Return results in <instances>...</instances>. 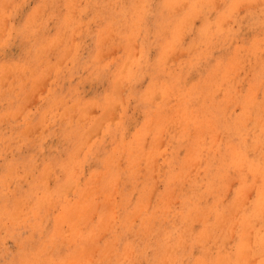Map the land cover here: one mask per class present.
<instances>
[{
	"label": "rangeland",
	"instance_id": "1",
	"mask_svg": "<svg viewBox=\"0 0 264 264\" xmlns=\"http://www.w3.org/2000/svg\"><path fill=\"white\" fill-rule=\"evenodd\" d=\"M263 112L264 0H0V264H264Z\"/></svg>",
	"mask_w": 264,
	"mask_h": 264
},
{
	"label": "bare ground",
	"instance_id": "2",
	"mask_svg": "<svg viewBox=\"0 0 264 264\" xmlns=\"http://www.w3.org/2000/svg\"><path fill=\"white\" fill-rule=\"evenodd\" d=\"M128 74H129V73H128ZM130 76H131V75H130ZM130 76H129V77H130ZM247 98H248V97H247ZM245 99H246V98H245ZM248 100H249V99H248ZM253 100H254V99H253ZM245 101H246V100H245ZM245 101H244V102H245ZM255 101H256V100H255ZM253 102H254V101H253ZM249 103H250V102L248 101V104H249ZM251 103H252V102H251ZM255 103H257V102H255ZM246 104H247V103H246ZM246 104H245V105H246ZM250 105H251V104H250ZM251 106H253V105H251ZM255 106H256V105H254V107H255ZM246 107H247V106H246ZM248 108H249V107H248ZM258 108H259V107H258ZM258 108H257V109H258ZM233 110H234V109H233ZM244 111H245V110H244ZM256 112H257V111H256ZM260 112H262V111L260 110ZM243 113H244V115H245V112H243ZM253 113H254V111H253ZM257 113H258V116L262 115V114H259V112H257ZM263 113H264V112H263ZM248 114H249V112H248ZM252 115H253V114H252ZM236 116H237V115H236ZM246 116H247V115H246ZM248 116H249V115H248ZM255 116H256V114H255ZM242 117H243V116H242ZM243 118H244V117H243ZM243 118H242V119H243ZM251 118H252V117H251ZM253 118H254V117H253ZM256 118H257V117H256ZM262 118H263V117H262ZM239 119H240V118H239ZM244 119H245V118H244ZM249 119H250V118H249ZM247 120H248V117H247ZM252 120H253V119H252ZM235 121H236V120H235ZM235 121H234V124H235ZM239 121H240V120H239ZM254 122H255V121H254ZM238 123H239V122H238ZM258 123H259V122H258ZM240 124H241V123H240ZM242 124H243V123H242ZM245 124H246V123H245ZM251 124H252V123H251ZM255 124H256V122L254 123V125H255ZM260 125H261V123H260ZM225 126H226V125H225ZM263 126H264V125H263ZM263 126H262V128H264ZM238 128H239V127H238ZM241 128H242V127H241ZM254 128H255V127H254ZM243 130H244V129H243ZM253 130H254V129H253ZM238 131H240V129H239ZM244 131H245V130H244ZM262 131H263V130H262ZM262 131H261V132H262ZM242 133H243V131H242ZM257 133H258V132H257ZM222 134H223V133H222ZM224 134H225V133H224ZM255 135H256V134H255ZM255 135H254V136H255ZM226 136H227V135H226ZM226 136H225V137H226ZM238 136H239V135H238ZM251 136H252V135H251ZM245 137H246V135H245ZM262 138H263V137H262ZM250 139H251V138H250ZM258 139H259V138H258ZM219 140H220V139H219ZM254 141H256V140H254ZM259 141H260V140H258L257 142H259ZM225 142H226V141H225ZM230 142H231V141H230ZM262 142H263V141H262ZM255 143H256V142H255ZM255 143L253 142L252 145H254ZM256 144H257V143H256ZM258 144H259V143H258ZM217 145H218V144H217ZM244 145H245V144H244ZM249 145H250V144H249ZM239 146H240V145H239ZM256 146H257V145H256ZM260 146H261V144H260ZM217 147H218V146H217ZM220 147H221V146H220ZM233 148H234V147H233ZM255 148H256V147H255ZM217 149H218V148H217ZM235 149H236V148H235ZM235 149H234V150H235ZM212 150H213V149H212ZM214 151H215V150H214ZM214 151H213V152H214ZM236 152H237V151H236ZM251 152H252V151H251ZM219 153H220V152H219ZM221 153H222V152H221ZM234 153H235V152H234ZM224 155H225V154H224ZM230 155H231V154H230ZM233 155H234V154H233ZM240 155H241V154H240ZM240 155H239V156H240ZM262 155H263V154H262ZM252 157H253V156H252ZM257 157H258V156H257ZM239 158H240V157H239ZM244 158H245V157H244ZM245 159H246V158H245ZM251 159H252V158H251ZM253 159H254V158H253ZM253 159H252V160H253ZM238 160H239V159H238ZM247 160H249V159H247ZM256 160H257V159H256ZM263 160H264V159H263ZM224 161H225V160H224ZM228 161H229V160H228ZM234 161H236V160H234ZM262 162H263V161H262ZM232 163H233V162H232ZM240 163L242 164V162H240ZM247 163H248V162H247ZM250 163H251V162H250ZM233 164H235V163H233ZM235 165H236V164H235ZM235 165H234V167H235ZM237 165H238V164H237ZM246 165H247V164H246ZM249 165H250V164H249ZM249 165H248V166H249ZM254 165H255V164H254ZM259 166H260V165H259ZM239 167L241 168V166H239ZM254 168H255V166H254ZM256 168H258V167H256ZM259 168H260V167H259ZM225 169H226V168H225ZM260 170H261V169H260ZM262 170H263V169H262ZM250 172H251V170H250ZM254 172H255V170H254ZM256 172H257V171H256ZM259 172H260V171H259ZM262 172H263V171H262ZM246 175H247V174H246ZM217 176H219V175H217ZM261 176H262V175H261ZM218 178H219V177H218ZM218 178H217V180H218ZM256 178H257V177H256ZM254 182H255V181H254ZM263 182H264V181H263ZM263 182H262V183H263ZM212 185H213V184H212ZM218 186H219V185H218ZM222 186H223V185H222ZM213 189H214V188H213ZM254 189L256 190V188H254ZM260 190H261V189H260ZM216 191H217V190H216ZM259 192H260V191H259ZM209 193H211V190H210ZM214 194H215V193H214ZM245 194H246V193H244V195H245ZM254 194H255V193H254ZM237 195H238V193H237ZM239 195H240V194H239ZM240 197H241V196H240ZM244 197H246V195H245ZM247 197H248V195H247ZM235 198H236V197H235ZM237 199H238V197H237ZM246 199H247V198H245L244 200L242 199L243 202H244ZM242 200H241L240 202H242ZM247 200H248V199H247ZM252 200H254V199H252ZM236 201H237V200H236ZM238 202H239V201H238ZM240 202H239V203H240ZM249 202H250V201H249ZM250 203H251V202H250ZM261 203H262V202H261ZM233 204H234V203H233ZM237 204H238V203H237ZM240 204H241V203H240ZM240 204H239V205H240ZM244 204H245V203H244ZM258 205H259V204H258ZM236 206H237V205H236ZM246 206H247V205H246ZM233 207H234V206H233ZM239 207H241V206H239ZM239 207H238L237 209H239ZM244 207H245V206H243V208H244ZM262 207H263V206H262ZM249 208H250V207H249ZM210 209H211V206H210ZM194 210H195V209H194ZM255 210H258V209L255 208ZM247 212H248V211H247ZM252 212H253V211H252ZM254 212H255V211H254ZM256 212H257V211H256ZM196 213H197V212H196ZM226 213H227V212H226ZM242 213H243V212H242ZM249 214H250V213H249ZM186 216H188V215H186ZM199 216H200V215H199ZM238 216H239V215H238ZM240 216H241V215H240ZM240 216H239V217H240ZM242 216H244V215H242ZM253 216H254V215H253ZM193 218H194V216H193ZM231 218H232V217H231ZM240 218H241V217H240ZM226 219H227V218H226ZM238 219H239V218H238ZM238 219H237V220H238ZM244 219H245V218H244ZM235 220H236V219H235ZM246 220H248V219H246ZM227 221H228V220H227ZM243 221H244V220H243ZM243 221H242V222H243ZM256 221H257V220H256ZM232 223L235 224V222H232ZM234 224H233V225H234ZM238 224H239V223H238ZM248 224H249V223H248ZM249 225H250V224H249ZM241 226H242V223H241ZM262 226H263V225H262ZM234 227H235V226H234ZM259 227H260V226H259ZM241 228H242V227H241ZM260 228H261V227H260ZM263 231H264V230H263ZM261 235H262V234H261ZM260 237H261V236H260ZM254 239H255V235H254ZM257 239H258V238H257ZM240 240H241V239H240ZM256 241H258V240H256ZM259 241H260V240H259ZM256 243H257V242H256ZM239 244H240V241H239ZM247 244H249V243L247 242ZM257 245H258V244H257ZM236 246H237V245H236ZM261 247H262V246H261ZM248 249H249V248H248ZM256 250H257V249H256ZM255 252H256V251H255ZM240 253H241V252H240ZM219 256H221V255H219ZM250 257H251V256H250ZM255 257H256V255H255ZM257 257H258V256H257ZM224 258H225V257H224ZM227 258H228V257H227ZM232 258H233V256H232ZM232 258H231V259H232ZM226 260H227V259H226ZM85 261H86V260H85ZM85 261H84V262H85ZM229 261H230V260H229ZM236 261H237V260H236ZM246 261H247V260H246ZM251 261H252V260H251ZM251 261H250V262H251ZM61 262H62V261H61ZM224 262H225V261H224ZM252 262H253V261H252ZM82 263H83V262H82ZM195 264H197V263H195Z\"/></svg>",
	"mask_w": 264,
	"mask_h": 264
}]
</instances>
